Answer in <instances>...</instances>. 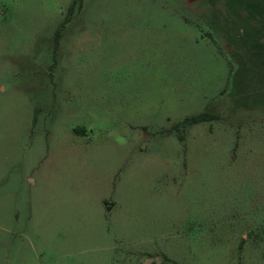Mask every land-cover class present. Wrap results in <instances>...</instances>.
<instances>
[{"label":"rangeland","instance_id":"374dc122","mask_svg":"<svg viewBox=\"0 0 264 264\" xmlns=\"http://www.w3.org/2000/svg\"><path fill=\"white\" fill-rule=\"evenodd\" d=\"M72 2L0 0V264H264V0Z\"/></svg>","mask_w":264,"mask_h":264},{"label":"trees","instance_id":"16d2710c","mask_svg":"<svg viewBox=\"0 0 264 264\" xmlns=\"http://www.w3.org/2000/svg\"><path fill=\"white\" fill-rule=\"evenodd\" d=\"M78 1L79 0H73V2L71 3V6H70V10L76 8ZM215 117L216 116H214L212 114H209V113H202L200 115H197V116L192 117V120L195 121V122H197V121L204 120L206 118H215Z\"/></svg>","mask_w":264,"mask_h":264},{"label":"crops","instance_id":"0c3cea01","mask_svg":"<svg viewBox=\"0 0 264 264\" xmlns=\"http://www.w3.org/2000/svg\"><path fill=\"white\" fill-rule=\"evenodd\" d=\"M111 209L114 208V206L110 207Z\"/></svg>","mask_w":264,"mask_h":264}]
</instances>
